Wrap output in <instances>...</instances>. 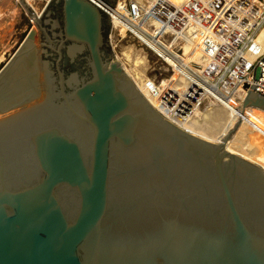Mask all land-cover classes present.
Wrapping results in <instances>:
<instances>
[{
	"label": "water",
	"instance_id": "water-1",
	"mask_svg": "<svg viewBox=\"0 0 264 264\" xmlns=\"http://www.w3.org/2000/svg\"><path fill=\"white\" fill-rule=\"evenodd\" d=\"M20 2L35 28L0 92L31 55L46 98L0 105V264H264V168L145 98L111 49L117 0Z\"/></svg>",
	"mask_w": 264,
	"mask_h": 264
},
{
	"label": "bare ground",
	"instance_id": "bare-ground-1",
	"mask_svg": "<svg viewBox=\"0 0 264 264\" xmlns=\"http://www.w3.org/2000/svg\"><path fill=\"white\" fill-rule=\"evenodd\" d=\"M24 1L31 8H33L34 11H36L35 7L31 6V3L37 4L39 1ZM168 1H170L172 5L176 7L184 3H190L186 6L187 11L196 10L197 6L201 3V0ZM244 1L245 2H243V0H227L223 6L216 8L221 10V12H225L223 15L225 21L206 22L205 11H202L199 14V20L201 21H198L199 24L203 22L208 24L204 28V33L201 35V37L203 38L206 34V36H208L212 41L216 42L217 44L220 43L223 46L222 49L215 53L212 50L208 51V53L205 52V45H201L200 39L197 38L196 47L198 48L199 52L196 54L194 48L191 50L189 45L184 44V53L178 57V60H176L166 51V49L172 50L171 42L166 43L163 41L162 37H156V40H158L160 43L159 47L158 44H156L148 36H143V34H141L140 29L133 20H130V22L127 21V26H122V29L119 31V33L121 32L122 34H126L127 27H132L134 31L140 33L142 38L148 42L147 45L149 47H152L157 54H160L168 59L169 62L176 67V70L178 69L175 75V80L178 79V73L182 71H185L188 76L192 77L191 73L193 70L208 77V79L211 78V73L199 70L197 67L181 63L180 60L183 59L193 61L201 65L207 63V61H211L209 65L214 63V67L211 68L212 71H223L221 72L223 76L220 77L224 81L222 85L219 83L215 84L213 80H208V85L202 84L201 82L198 83V81H194L193 83L198 84V88L196 87L197 91L199 88L206 89L209 95H211L213 100L216 102L215 104H210L208 107V114L210 117L214 118L215 116L224 123L221 131L216 136H212L206 130H200L193 121L194 117L179 116L178 118H173L172 113L168 114L165 111L166 109L160 107V96L167 93V91L164 93H162V91L157 96H154L152 93L154 91H148L146 86H144L146 78L143 76V74H140L144 72H140L139 69L137 70L140 64L145 63V57H136L137 59H135V62L131 65V61H134L132 60V50H125V53L122 56L126 62L122 61V64L130 78L133 79L136 84H138L145 98L155 108L162 110V112L170 117V119L182 130L196 137L214 143L222 142L230 134V139L227 143L228 151L233 155L241 156L242 158L254 162L264 168V110L254 107H247L243 109V103L248 89L245 88L244 81L238 79L239 74L247 75L248 70L253 66L257 57L264 53V0ZM233 7L237 10V12H241L242 14V17L237 21H234L232 14L226 12V10L233 9ZM44 8L42 9L41 13L43 12ZM242 11L244 13H250H247V15L244 16ZM128 14L129 12L124 9L121 3L115 5L111 13L112 16L120 17V19L125 17L128 18ZM218 24H221L224 27L225 32L223 35H218L214 30V27ZM165 31L169 33H173L175 31L182 33L186 32L184 30V25L177 26L175 29H166ZM230 36H237V38H230ZM239 45H242V48L234 57L233 54L239 49ZM236 59H239V62H236ZM234 63L236 66L232 67ZM134 67H136V69ZM26 73L28 74L26 75ZM213 75H216L213 76L215 78L218 76V74ZM231 78H234V81H230L229 79ZM248 84L251 85L250 83ZM45 98L46 89L44 71L37 65L36 62H34L33 57L30 55L23 66L7 80L5 89L0 92V105L3 108L9 104L19 103L22 105V110H25L30 108L27 106L28 102L40 100L44 102ZM188 98H190V96ZM185 109L186 112H188L194 110V107L189 105L188 102Z\"/></svg>",
	"mask_w": 264,
	"mask_h": 264
},
{
	"label": "built area",
	"instance_id": "built-area-1",
	"mask_svg": "<svg viewBox=\"0 0 264 264\" xmlns=\"http://www.w3.org/2000/svg\"><path fill=\"white\" fill-rule=\"evenodd\" d=\"M37 1H39V3L45 1L43 3L45 8L51 2V0ZM226 1L227 0H201V3L197 6L196 10L187 11L186 6L190 3H184L176 7L172 5V3L168 0H117L116 5L118 3H121L124 9L129 12L127 16L129 19L126 17L120 19V17L111 15V31L109 35L111 47L112 45L114 46V32L122 29L121 27L124 25L127 26V21L130 22V20H133L136 23L137 27L140 29L141 34H143V36H148L156 44H158L159 47L160 43L158 40H156V37H162L163 41H165L166 43L171 42L172 50L166 49V51L176 60H178V57L184 53L183 48L185 43H189V47L191 50L192 48H196L197 38L200 39L201 45H205V52L208 53V51L210 50H212L214 53L218 52L220 49H222V44H217L216 42L212 41L208 36H206V34L203 38L201 37V35L204 33V28L208 25L206 22L225 21V19L223 18L225 12H221V10L216 8H220L221 6H223ZM202 11H205L206 22L199 24V22H201L199 20V14ZM226 12L233 15L232 18L234 19V21H237L242 17L241 12H237L234 7L233 9L226 10ZM246 15L247 13H244V16ZM182 25H184V30L186 32L182 33L179 31H175L173 33H169L165 31L166 29H175L177 26ZM214 30L218 35H223L225 32L224 27L221 24L216 25L214 27ZM126 33H128L130 36L134 37L141 44L150 49L157 57L158 61L160 60V64L162 65L161 71L164 69V72L162 73L165 75V77L159 81L152 80V82H154L158 86V88H160L164 81L168 82L169 79H172L178 69L176 70V67L172 65L168 59H166L160 54H157L152 47H149L147 45L148 42L144 38H142L140 33L134 31L132 27H127ZM230 38H237V36H230ZM237 61L239 62V59H236V62ZM210 62L211 61H207V63L203 65L193 62V65L195 67L200 68L199 70L204 69L209 71L211 73L210 79H208V77L204 75L197 73L195 70H193L191 73L192 77L188 76L185 71L179 72L178 79L173 84V88L171 90H168L167 93L162 94L160 96V107L166 109L165 111L168 114L172 113L173 118H178L179 116L185 117L189 113L186 112L185 109L188 104L187 99L189 97V94L192 90L196 89V87L198 88V84H193L194 81H198V83L201 82L202 84L208 85L207 81L213 80L215 84L219 83L220 85H222L224 81L220 77L223 75L218 72L217 74L219 75L216 78L213 77L216 76L212 74L211 69L212 67H214V63L212 65H209ZM235 66L236 64L234 63L232 67ZM257 68L260 69L259 79L255 78V72ZM238 79L244 81L245 84L250 83L254 88L253 91L257 95L264 98V53L257 57L253 66L248 70L247 75L239 74ZM188 86L191 88L188 92H186ZM153 91L154 92L152 93L154 96H157L162 92L161 89H156V91ZM198 91L201 93V102L205 99L212 98V96L209 95L206 89L199 88ZM157 109L164 116L170 119V117H168L164 112H162V110H160L159 108Z\"/></svg>",
	"mask_w": 264,
	"mask_h": 264
},
{
	"label": "rangeland",
	"instance_id": "rangeland-1",
	"mask_svg": "<svg viewBox=\"0 0 264 264\" xmlns=\"http://www.w3.org/2000/svg\"><path fill=\"white\" fill-rule=\"evenodd\" d=\"M44 2H40V3L37 2V4L31 3V6L35 7L36 10L35 12L39 16L44 7L43 4ZM243 2L245 1L243 0ZM33 28H35V24L33 23L32 19L30 18L26 10L24 9L20 0H0V71L13 57V55L17 52V50L20 48L21 44L23 43L24 39L27 37V35ZM119 31L114 32L115 35L113 41L114 46L112 45L111 49H113V52L118 57L120 62L121 63L122 61L126 62L124 57L122 56L124 55L125 50L126 51L132 50L131 53L132 60L134 61H131V63L129 62L131 65L135 62V59H137L136 57L138 56L145 57V63L140 64L137 70L139 69L140 72L141 71L144 72L140 74H143V76H145L146 78V82L144 85L146 86V89L148 91H153V90L156 91V89H161L163 91L162 93L171 90L173 88V84L176 82L175 80L176 74L172 77V79H169L168 82L164 81L161 87L158 88V86L154 82H152V80L159 81L165 77V75L162 73L164 72V69L161 71L162 65L160 64V60L158 61L154 53L146 46L139 43L134 37L130 36L128 33L122 34L120 32L121 33L120 34ZM185 44L189 45V43H185ZM238 48L239 49L235 51L233 54L234 57L235 55L238 54L237 52L240 51L242 45H239ZM135 51H137L138 53ZM195 52L196 54L199 52L197 47L195 48ZM180 62L186 65L194 66L193 61H188L186 59L180 60ZM134 68L136 69V67ZM202 70L205 72H209L204 69ZM219 72L221 73L223 71H219ZM217 73L218 71L217 72L212 71V74H217ZM229 80L234 81V78H231ZM190 88L191 87L188 86L186 92H188ZM190 94H189L190 98H188V102L189 105H192V107H194V110L188 111L189 113L186 115V117H194L193 121L200 130H206L212 136H216L224 126V123L221 122L220 119H217V117L215 116L214 118H212L208 114V107L210 106V104L212 103L215 104L216 102L213 100V98H208L201 102L200 100L201 93L197 91V88L192 90Z\"/></svg>",
	"mask_w": 264,
	"mask_h": 264
},
{
	"label": "flooded vegetation",
	"instance_id": "flooded-vegetation-1",
	"mask_svg": "<svg viewBox=\"0 0 264 264\" xmlns=\"http://www.w3.org/2000/svg\"><path fill=\"white\" fill-rule=\"evenodd\" d=\"M50 5H51V4H50ZM50 5H49V6H50ZM58 6H59V5H57V6H53V7H54V13H55L54 18H58V19L60 20V22H61V20H62V19H61V13H60L61 11H60V9H59L60 6H59V7H58ZM47 7H48V6H47ZM47 7H46V8H47ZM57 31H59V29H57Z\"/></svg>",
	"mask_w": 264,
	"mask_h": 264
},
{
	"label": "trees",
	"instance_id": "trees-1",
	"mask_svg": "<svg viewBox=\"0 0 264 264\" xmlns=\"http://www.w3.org/2000/svg\"><path fill=\"white\" fill-rule=\"evenodd\" d=\"M105 26H106L107 28H109L110 24H109L108 20L105 21Z\"/></svg>",
	"mask_w": 264,
	"mask_h": 264
}]
</instances>
